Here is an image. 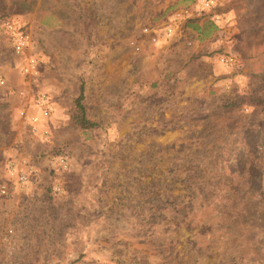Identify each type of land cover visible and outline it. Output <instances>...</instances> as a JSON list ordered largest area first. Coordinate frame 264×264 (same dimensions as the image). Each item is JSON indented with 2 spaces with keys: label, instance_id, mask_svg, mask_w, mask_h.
Here are the masks:
<instances>
[{
  "label": "rangeland",
  "instance_id": "rangeland-1",
  "mask_svg": "<svg viewBox=\"0 0 264 264\" xmlns=\"http://www.w3.org/2000/svg\"><path fill=\"white\" fill-rule=\"evenodd\" d=\"M192 4L0 0V264H264V0H219L217 20ZM37 91L35 132L18 112Z\"/></svg>",
  "mask_w": 264,
  "mask_h": 264
},
{
  "label": "built area",
  "instance_id": "built-area-1",
  "mask_svg": "<svg viewBox=\"0 0 264 264\" xmlns=\"http://www.w3.org/2000/svg\"><path fill=\"white\" fill-rule=\"evenodd\" d=\"M219 0H194V4H192L189 8L183 11L184 14H196L199 13L201 15L207 14L211 15L212 20H217L218 16L212 13L213 9L217 6ZM5 32L9 36V42L11 46V50L15 55H22L25 49L31 43V35L30 33L16 20L8 19L5 22ZM226 64H232L233 59L231 57H226ZM21 74L27 78L36 77L38 74L37 69V61L34 58H26L25 62L20 66ZM0 83H3V80L0 78ZM11 93L17 94L19 96L24 95V91L11 89ZM32 106L38 112V114H29L26 110H20L18 115L29 124L32 129L37 132L40 118L43 120H49L52 114V104L50 97L45 92H35L32 96ZM47 134V130H43L40 132L42 137H45ZM18 160L8 161L6 168L11 174H15L16 180L19 183H26L29 180L30 172L26 168H18L16 169L18 164ZM57 163L60 169L65 170L68 168V161L66 157L59 156L57 158ZM56 191L60 189L55 187ZM0 192L5 193L6 187L5 185L0 186Z\"/></svg>",
  "mask_w": 264,
  "mask_h": 264
},
{
  "label": "trees",
  "instance_id": "trees-1",
  "mask_svg": "<svg viewBox=\"0 0 264 264\" xmlns=\"http://www.w3.org/2000/svg\"><path fill=\"white\" fill-rule=\"evenodd\" d=\"M79 95L78 97L76 98L75 100V104H76V107H77V112L76 114L74 115V120H75V123L80 127V128H83V129H87V128H92L95 126V123L90 121L86 115H85V109H84V106L82 104V99H83V87H80L79 89ZM246 98H243L242 97V102L245 101ZM250 167L252 169H255V166L253 165H250ZM252 193L250 194L249 192H245V194H242L243 197H247V198H250L252 199V196H254L255 194V197H258V194L257 193H254V190H251ZM262 193V192H261ZM264 194V192L262 193ZM243 197H240V199H243ZM246 205L242 204L240 205V209H245V212L248 213L249 216H252L254 213L251 212L249 213L248 210H246Z\"/></svg>",
  "mask_w": 264,
  "mask_h": 264
},
{
  "label": "crops",
  "instance_id": "crops-1",
  "mask_svg": "<svg viewBox=\"0 0 264 264\" xmlns=\"http://www.w3.org/2000/svg\"><path fill=\"white\" fill-rule=\"evenodd\" d=\"M30 23H31V22H30ZM0 78H1V75H0ZM1 79H2L3 81L5 80V79H3V78H1ZM20 82H22V81H20ZM3 83H4V82H3ZM18 84H19V82H18ZM21 84H23V86H24V85L26 86L27 83L22 82ZM5 86L7 87V89L9 88V84H8V83L5 84ZM20 86H21V85H20ZM15 89H16V90H22V91H24V94H25V89H23V88H21V87H20V88L17 87V88H15ZM12 94H13V93H12ZM14 95H15V96H13L14 99L17 98L18 100L20 99L21 101L24 100V99H23V97H25L24 95H22V96H19V95H17V94H14ZM19 97H20V98H19ZM21 98H22V99H21ZM28 103H30L29 106H28V108H30V110H31V112H32L33 110H32V107H31L32 104H31L30 99H29ZM26 112H27V111H26ZM28 113H29V112H28ZM29 114H34V113H29Z\"/></svg>",
  "mask_w": 264,
  "mask_h": 264
}]
</instances>
